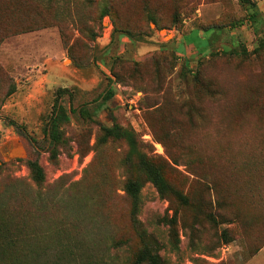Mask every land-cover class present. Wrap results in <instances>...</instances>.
<instances>
[{"label":"rangeland","instance_id":"rangeland-1","mask_svg":"<svg viewBox=\"0 0 264 264\" xmlns=\"http://www.w3.org/2000/svg\"><path fill=\"white\" fill-rule=\"evenodd\" d=\"M42 7L28 2L44 27L0 42L7 211L95 261L130 264L147 248L165 264H264V0L70 1L58 17ZM54 104L69 117L55 155L43 132ZM113 124L134 131L166 192L123 140L99 141Z\"/></svg>","mask_w":264,"mask_h":264},{"label":"trees","instance_id":"trees-1","mask_svg":"<svg viewBox=\"0 0 264 264\" xmlns=\"http://www.w3.org/2000/svg\"><path fill=\"white\" fill-rule=\"evenodd\" d=\"M0 2V42L5 36L17 33H24L35 30L37 26L28 9L30 0H2ZM44 7L52 6L57 11L54 17H58L59 8L64 9L70 1L75 6L85 0H37ZM104 14L107 10L104 8ZM59 93L63 90H58ZM111 97L109 92L105 100ZM69 117L65 108L54 104L49 119L43 127V132L48 139V147L53 155L56 146L61 140V124L68 121ZM99 141L103 142L109 138L123 140L128 146L127 161L136 159L135 169L143 172L145 176L157 187L159 192H166L169 188L168 182L162 172V168L150 160L146 153L142 152L141 143L130 128L118 124L102 126ZM176 161V160H173ZM27 166L36 182L44 180V172L39 162L27 160ZM141 183L137 179H128L125 182V191L137 203ZM184 203L187 199L183 196ZM7 206L0 202V264H118L116 258H108L106 261H95V258H85V250L78 251V246L72 242H55L49 245V236L52 234L46 227L34 228L30 226V219H22L17 213L7 211ZM19 210V209H18ZM21 210V209H20ZM28 224V226H27ZM59 229L57 230V232ZM80 258H76V257ZM130 264H165L156 251L143 248L133 257Z\"/></svg>","mask_w":264,"mask_h":264},{"label":"water","instance_id":"water-1","mask_svg":"<svg viewBox=\"0 0 264 264\" xmlns=\"http://www.w3.org/2000/svg\"><path fill=\"white\" fill-rule=\"evenodd\" d=\"M17 150L21 151V152L23 151L22 146L19 143H17V145H15V146L14 145H12L10 147L8 146V148L6 149L7 152L2 153V158L6 159L8 157V155L11 156V154H15Z\"/></svg>","mask_w":264,"mask_h":264}]
</instances>
